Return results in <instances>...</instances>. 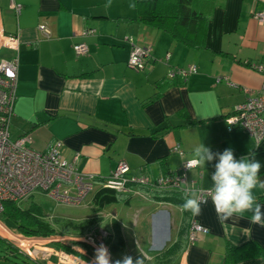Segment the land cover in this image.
I'll use <instances>...</instances> for the list:
<instances>
[{
    "label": "crops",
    "instance_id": "1",
    "mask_svg": "<svg viewBox=\"0 0 264 264\" xmlns=\"http://www.w3.org/2000/svg\"><path fill=\"white\" fill-rule=\"evenodd\" d=\"M16 1L18 16L9 0H0V26L20 40L12 133L29 134L37 151L59 141L64 159L79 154L78 169L94 176L92 192L102 188L101 181L119 160L129 165L128 175L156 179L194 159L193 149L200 144L213 152L231 147L237 159L254 152L264 180V139L256 143L242 129L229 131L225 123L234 106L261 86L262 73L251 63L264 64V22L254 17L264 12V0L199 2L197 7L209 14L207 47L202 49L134 21L136 7L129 5L137 0ZM41 24L50 30V38L43 37ZM80 42L88 46L86 55L74 52L73 45ZM134 45L149 50L143 70L128 64ZM0 54L12 57L13 52ZM191 65L196 73L169 75ZM175 146L183 154L173 151ZM216 162L186 171L193 188L212 187ZM143 188L134 186L140 192L126 204L137 198L142 204L136 211L143 218L120 220L116 211L111 217L136 230L134 241L142 238L147 247L139 255L153 261L177 237L183 211L153 200ZM254 194L264 205V190L257 188ZM201 207L202 214L192 219L207 231L198 232L193 243L186 240L173 264H264V254L228 258L230 247L242 253L251 242L264 250V228L250 223L251 212L222 224L210 198ZM168 232L172 235L166 244Z\"/></svg>",
    "mask_w": 264,
    "mask_h": 264
},
{
    "label": "built area",
    "instance_id": "2",
    "mask_svg": "<svg viewBox=\"0 0 264 264\" xmlns=\"http://www.w3.org/2000/svg\"><path fill=\"white\" fill-rule=\"evenodd\" d=\"M9 8L14 11L16 16L19 15L21 6L16 0H9ZM254 17L260 22H264V12L255 13ZM39 30L44 38L51 37L50 30L45 25L41 24ZM91 31L93 30H88L86 33ZM19 45L18 36L6 33L0 26V52L2 50L13 52L12 57L0 54V212L4 202L25 200L36 191L44 192L57 202L79 204L94 190V176L84 174L78 169L79 154H75L71 160L64 159L61 154L62 144L59 141H54L44 151H37L32 147L29 134L16 136L12 133L11 122L16 99ZM73 49L77 56L88 53V46L85 42L74 44ZM148 55V49L134 45L128 64L136 70H143L148 66ZM167 58L168 56H166ZM251 66L262 73L261 86L257 91L248 95L243 102L234 106L231 114L226 116L225 123L229 131L236 128L242 129L256 143H259L264 139V64L251 63ZM196 72V66L191 65L187 69L171 71L169 75L185 77ZM173 151L183 154L179 146H175ZM193 160H185L175 172L159 176L156 179H151L147 174L128 175L129 165L124 160H119L111 174L102 180L100 185L102 188L135 194L140 191L135 190L134 186L175 188L185 191L195 187L186 176L187 170L198 166L192 163L189 168L187 167ZM214 171L215 168H213ZM200 190L203 199H211V193L208 190ZM0 223L2 222L0 221ZM96 231L77 238L88 245V248L80 250V253L77 254L67 252L54 245L56 241L76 239L73 236L54 235L47 238H27L13 232L14 236L10 235L11 239H5L16 242V246L23 253L27 249H24L25 244H19L18 240L24 238L28 242H40V245L34 249L37 254H40V257H31L29 253L35 264H84V262L85 264H94L97 249L101 244L111 254L110 248L104 240L107 237V232L103 229ZM206 231L205 227L192 219L188 232V243H193L197 239L198 232ZM111 258L114 262L112 254Z\"/></svg>",
    "mask_w": 264,
    "mask_h": 264
},
{
    "label": "trees",
    "instance_id": "3",
    "mask_svg": "<svg viewBox=\"0 0 264 264\" xmlns=\"http://www.w3.org/2000/svg\"><path fill=\"white\" fill-rule=\"evenodd\" d=\"M202 0H137L136 16L134 21L151 27L161 29L169 33L177 41L186 46L202 49L206 46V27L209 14L200 10L197 5ZM170 78H168L169 80ZM171 80V79H170ZM169 80V81H170ZM165 81H162L163 83ZM167 84V82H165ZM160 84V83H159ZM158 84V85H159ZM165 84H162L164 86ZM151 197L156 201L170 202L180 207L183 200V189L175 188H147ZM132 192H118L109 188H100L94 195V202L97 209H103L109 205L130 204ZM103 214L94 213L91 216L75 219L71 216L49 215L43 206L37 202H31L28 206H22L17 201H6L0 212V221L13 230L15 234L27 238H47L54 235L73 236L76 239L68 241H56L54 245L67 252L80 253V250L88 248L83 240L77 238L86 233L102 229L105 225ZM192 221V215L183 211V218L177 229V237L173 239L154 259L153 264H173L179 254L186 246L188 232ZM103 229L107 232L104 238L108 244L111 254L123 252L125 241L119 222L112 219V223ZM187 238V239H186ZM185 239V242H184ZM0 240L5 245L6 255H25L16 246V242L3 237ZM248 250L242 253H235L238 247H230L228 258L240 259L247 255L264 254L255 243H248ZM231 254H234L231 256ZM4 255V261L8 258ZM31 259V258H30ZM33 264L35 261L33 260Z\"/></svg>",
    "mask_w": 264,
    "mask_h": 264
},
{
    "label": "clouds",
    "instance_id": "4",
    "mask_svg": "<svg viewBox=\"0 0 264 264\" xmlns=\"http://www.w3.org/2000/svg\"><path fill=\"white\" fill-rule=\"evenodd\" d=\"M129 7L134 9L136 5L130 4ZM193 155L194 160L187 165L188 168L192 163L205 167L206 163L217 161L214 164L215 171L211 174L212 187L208 191L218 220L223 224L234 217L244 218V213L251 212L250 223L264 228V205L257 201L254 194L257 188L264 190V180L260 178L262 165L256 159V154L249 152L237 159L231 147L223 152H213L211 148L200 144L193 149ZM183 200L181 211L189 212L193 217L201 215V205L207 203L201 196V190L196 188L185 190ZM94 264H113L111 254L103 244L97 249ZM114 264H144V257L141 255L134 259L124 255L116 259Z\"/></svg>",
    "mask_w": 264,
    "mask_h": 264
},
{
    "label": "rangeland",
    "instance_id": "5",
    "mask_svg": "<svg viewBox=\"0 0 264 264\" xmlns=\"http://www.w3.org/2000/svg\"><path fill=\"white\" fill-rule=\"evenodd\" d=\"M12 124V122H11ZM95 192H91L90 194H88L85 199L79 203V204H69V203H64V202H57L56 200H53L52 198H50L49 196H47L44 192L41 191H36L33 194H31L28 198H26L25 200L19 201L18 203L22 206H28L31 202H37L39 205L43 206L44 210L46 211L47 214L49 215H62V216H71L72 218L78 219L79 218H83L86 216H91L94 213H100L103 214L104 216V220H105V225L102 226V229H106L105 227H107L108 225H110L112 223V217H111V212L116 211L118 218L124 221H128L127 217L130 219L131 221L135 223V221L139 218L140 216L143 218V215L141 213L137 214L136 211V206L142 204V203H138L137 198L133 200L134 203H132L131 205H126V204H115V205H109L103 209H97V205L94 202V195ZM136 202V203H135ZM137 218L135 221H133L132 219L134 218V216ZM135 219V218H134ZM149 224V223H148ZM121 225V223H120ZM148 226V231L150 232V224L147 225ZM0 237H4V238H8L11 239L12 237H10V235L14 236L13 230L10 229L9 227H7L5 224L3 225L2 223H0ZM122 230H123V234L125 236V247L123 252L119 253V254H113V259L114 261L116 259H121L124 255H129L131 257H133L134 259L139 255V250L141 252L146 251L147 247H143L144 243H143V239L139 238L138 240L134 241L135 238V233L136 230L133 228L132 230H130L129 228H126V226L121 225ZM97 232V231H96ZM134 234V237L132 236ZM172 233L168 232V238L165 240L166 244L169 243L170 241V237H171ZM137 239V238H135ZM19 244H25L24 249L26 248L27 250H25L24 254L29 256V253L31 254V257H35V258H39L40 254H37L34 249L40 245V242L37 241H30L28 242L27 239L24 240H18ZM139 244V246H138ZM4 255H6V251H5V245L4 243L0 240V257L2 258ZM7 256V255H6ZM29 256V257H30ZM8 258L4 261L3 259H0V264H33V259H30L28 257H25L23 255L20 254H15L13 256H10L8 254L7 256ZM151 257V256H150ZM146 256L144 257V264H153L154 260L152 261V259H145ZM149 260V261H148Z\"/></svg>",
    "mask_w": 264,
    "mask_h": 264
},
{
    "label": "water",
    "instance_id": "6",
    "mask_svg": "<svg viewBox=\"0 0 264 264\" xmlns=\"http://www.w3.org/2000/svg\"><path fill=\"white\" fill-rule=\"evenodd\" d=\"M113 264H114V262H113Z\"/></svg>",
    "mask_w": 264,
    "mask_h": 264
}]
</instances>
